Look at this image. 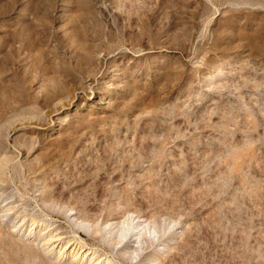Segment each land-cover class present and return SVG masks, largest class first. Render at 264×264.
Returning <instances> with one entry per match:
<instances>
[{
	"label": "rangeland",
	"instance_id": "obj_1",
	"mask_svg": "<svg viewBox=\"0 0 264 264\" xmlns=\"http://www.w3.org/2000/svg\"><path fill=\"white\" fill-rule=\"evenodd\" d=\"M96 260L264 264V0H0V264Z\"/></svg>",
	"mask_w": 264,
	"mask_h": 264
},
{
	"label": "bare ground",
	"instance_id": "obj_2",
	"mask_svg": "<svg viewBox=\"0 0 264 264\" xmlns=\"http://www.w3.org/2000/svg\"><path fill=\"white\" fill-rule=\"evenodd\" d=\"M96 102V104L97 105H103V104H105V102L103 101V100H96L95 101ZM136 226H141L142 228L144 227V223L143 222H137L136 223ZM135 225L133 226V227H136ZM130 227L131 226H128V227H126L125 229H124V234L127 236L129 233H130ZM137 228V227H136ZM136 230V229H135ZM134 235V234H133ZM132 235V236H133ZM49 236H51L52 237V235L50 234ZM56 236H57V234H56ZM130 236V235H129ZM51 237H50V239H51ZM58 237V236H57ZM53 238V237H52ZM55 238V237H54ZM127 238V237H126ZM57 239H55V241H56ZM71 246V245H70ZM67 249L69 248V246L68 247H66ZM91 250V249H90ZM90 250H87V249H85V250H83L82 251V253H84V255H91V257H93L94 255H93V253H91L90 252ZM92 251V250H91ZM93 255V256H92ZM99 260V259H98ZM98 260H96L95 262H94V264H99L98 263Z\"/></svg>",
	"mask_w": 264,
	"mask_h": 264
}]
</instances>
